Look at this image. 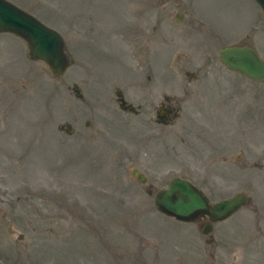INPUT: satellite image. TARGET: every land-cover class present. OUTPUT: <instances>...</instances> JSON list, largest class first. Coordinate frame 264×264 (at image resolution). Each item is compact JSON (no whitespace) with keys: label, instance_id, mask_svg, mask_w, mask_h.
Segmentation results:
<instances>
[{"label":"rangeland","instance_id":"obj_1","mask_svg":"<svg viewBox=\"0 0 264 264\" xmlns=\"http://www.w3.org/2000/svg\"><path fill=\"white\" fill-rule=\"evenodd\" d=\"M41 1L79 6L96 36L57 9L71 63L54 75L0 31V264H264V80L216 56L243 42L264 60L257 2ZM173 176L248 199L203 233L154 208Z\"/></svg>","mask_w":264,"mask_h":264},{"label":"water","instance_id":"obj_2","mask_svg":"<svg viewBox=\"0 0 264 264\" xmlns=\"http://www.w3.org/2000/svg\"><path fill=\"white\" fill-rule=\"evenodd\" d=\"M255 1L264 13V0ZM175 18H180L178 12ZM0 31L12 32L24 40L29 57L44 61L52 74L58 75L68 66L61 34L7 0H0ZM216 56L227 68L252 80H264V60L252 45L243 42L225 44L216 50ZM132 174L136 175V181L145 179L136 168L132 169ZM247 199L243 192H236L210 202L188 179L173 176L166 186L154 191L152 203L158 212L178 220L206 218L201 231L207 233L212 222L229 216Z\"/></svg>","mask_w":264,"mask_h":264},{"label":"flooded vegetation","instance_id":"obj_3","mask_svg":"<svg viewBox=\"0 0 264 264\" xmlns=\"http://www.w3.org/2000/svg\"><path fill=\"white\" fill-rule=\"evenodd\" d=\"M8 1H10L14 5L18 6L19 8L23 9L24 11L28 12L29 14L33 15L35 18H37L38 20H40L44 24L47 23L46 21H49L48 18L55 19L53 14H55V12L58 13L60 8H63V6H64L63 9H67V10H63V11L68 12V14H69L68 17L70 18V22H68V24H69V27H70V25L73 26V28H72L73 31H75L78 27L81 28L83 24L89 25V27H87V28L86 27H84V29L81 28L82 31H80V34L85 36V38H82V40H85V41L90 40V39H87L88 34H91L92 36H96V29L94 27L93 21L91 19H88L89 14L84 12L79 6L70 7L67 3L66 4L61 3L63 6L54 5V4H53L54 5L53 6L47 1L42 2L41 0L40 1H38V0H8ZM57 9H59V10H57ZM68 10H70V13H71V11H73L72 14H70ZM84 31H85V33H84ZM121 31H122V27L118 28L117 30H113V32L118 33L119 35H121ZM76 33H77V31L73 32V34H76ZM76 42L73 43V45L75 47L77 45ZM67 57H68V63H71V59H69L68 54H67ZM170 110H172V109L165 106L163 103H161L155 109V115L158 119L165 120L168 118V115L170 114ZM202 221L203 220H201L200 222L202 223ZM203 223L201 224L202 227H203ZM206 240H208V239H206Z\"/></svg>","mask_w":264,"mask_h":264}]
</instances>
